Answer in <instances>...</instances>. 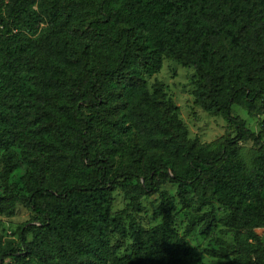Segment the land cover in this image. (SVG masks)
Returning <instances> with one entry per match:
<instances>
[{"label":"trees","instance_id":"obj_1","mask_svg":"<svg viewBox=\"0 0 264 264\" xmlns=\"http://www.w3.org/2000/svg\"><path fill=\"white\" fill-rule=\"evenodd\" d=\"M70 31L83 40L79 55ZM163 58L195 70V104L233 136L188 138L163 85L145 81ZM65 99L78 103L69 127ZM234 105L264 116V0H0V216L17 204L33 215L18 232L22 250L0 236V264L23 253L50 264H204L186 242L196 220L202 236L217 222L233 232L234 245L214 256L231 249L233 264H264V119L255 133L233 117ZM246 140L258 147L250 169L238 150ZM172 148L182 167L159 158L142 173L146 150ZM164 177L184 208L196 193L197 207L216 203L223 216L195 213L179 235ZM117 190L128 204L113 216ZM154 194L161 221L148 229L133 214Z\"/></svg>","mask_w":264,"mask_h":264},{"label":"rangeland","instance_id":"obj_2","mask_svg":"<svg viewBox=\"0 0 264 264\" xmlns=\"http://www.w3.org/2000/svg\"><path fill=\"white\" fill-rule=\"evenodd\" d=\"M81 26L73 27L72 30L79 29ZM70 31L66 37H69V42L72 44L75 51V55H79L82 51L83 40L76 37ZM83 70V64L74 65L69 68V74L75 76L78 72ZM197 80V74L192 67H183L180 63L163 58L162 66L159 72L152 77H145L147 87L151 89L152 84L155 81H159L163 87L168 98L172 100L177 108L178 119L181 120L188 132V138L190 140L197 139L199 144L217 143L224 137L233 136V129L229 126L220 116H213L207 112H204L194 102L193 91L195 90V81ZM66 101V102H65ZM65 116L61 119L65 127H69L71 121H75L73 110L76 111L78 103L64 100ZM85 111V110H83ZM233 117L235 119H242L245 121V126L258 133L260 131V122L264 119L261 117H250L246 111L240 106L234 105L232 107ZM132 135L130 133L123 136V140L126 145L130 144ZM264 143V137L262 138ZM216 149L212 147L209 149L210 153H213ZM238 150L245 166L250 169L252 160L255 157L258 147L250 140L241 141L238 144ZM163 159L168 166L173 168H180L185 163V157L183 152L175 153V149L169 150H146L142 156L140 162V169L142 173H147V165L150 161L156 159ZM24 169L19 170V174H22ZM20 179L17 175H11L8 179V185H14ZM164 184L161 185L160 190L165 191L171 197V202L175 207L173 213L174 226L179 235L183 236L187 227L190 226V220L198 213L200 215L209 213L213 210V215L216 221H218L224 214V210L216 203H212L211 206L197 207L196 193L190 194L189 204L191 207L184 208L179 199L177 198V187L169 179L164 177ZM23 182L20 180V184ZM128 204V200L125 198L124 193L121 190H117L113 193V203L111 213L113 216L120 214ZM160 204V199L157 194L151 196H145L141 199V211L133 214L141 227L151 228L160 223V218L156 217L155 211ZM195 208L197 211H194ZM199 208V210H198ZM33 215L21 204H17L15 212L12 216H0V236L5 247L20 248L23 249L19 239V229L26 223L31 222ZM121 223L125 226L128 225L129 220L124 215L121 216ZM203 226V222L195 221L193 230L186 237V242L189 246L196 248L200 253L201 261L204 264H233L234 253L230 249L225 253L224 257L214 256L213 251L224 252L227 250V246L234 245L233 232L217 222L216 227L206 236H202L200 229ZM259 234L262 235L263 231L259 230ZM28 240H31V236H28ZM125 245L129 244L128 239L123 240ZM21 253H23L21 251ZM123 253V248L119 250V255ZM17 257V258H16ZM7 264H50L44 260H41L35 255L23 253L21 256H11L6 260ZM88 264H104L91 257L87 258Z\"/></svg>","mask_w":264,"mask_h":264}]
</instances>
